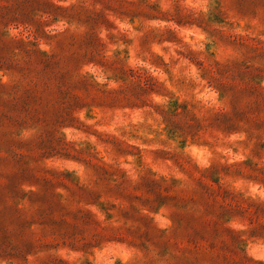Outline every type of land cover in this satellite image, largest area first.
<instances>
[{
    "label": "rangeland",
    "instance_id": "1",
    "mask_svg": "<svg viewBox=\"0 0 264 264\" xmlns=\"http://www.w3.org/2000/svg\"><path fill=\"white\" fill-rule=\"evenodd\" d=\"M0 264H264V0H0Z\"/></svg>",
    "mask_w": 264,
    "mask_h": 264
}]
</instances>
